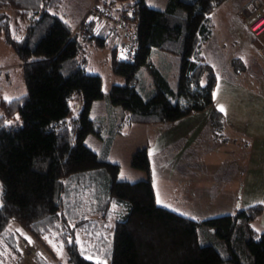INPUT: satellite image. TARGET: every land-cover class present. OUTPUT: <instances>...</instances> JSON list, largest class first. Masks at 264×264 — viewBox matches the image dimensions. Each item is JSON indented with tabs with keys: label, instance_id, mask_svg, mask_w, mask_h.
<instances>
[{
	"label": "trees",
	"instance_id": "trees-1",
	"mask_svg": "<svg viewBox=\"0 0 264 264\" xmlns=\"http://www.w3.org/2000/svg\"><path fill=\"white\" fill-rule=\"evenodd\" d=\"M95 1L115 12L130 8L138 23L136 58L120 60L116 45L110 57L111 68L125 81L115 83L109 97L124 108L118 125L174 121L211 108V123L221 129L223 113L214 100L219 79L204 49L215 32L212 13L226 0H169L165 10L145 0ZM63 3L0 0V33L24 62L27 85L20 96L0 97V233L16 221L35 236L61 232L69 264H104L105 258L110 264H264V230L252 225L264 210L262 203L202 221L188 217L157 203L148 149H138L132 162L149 176L129 181L119 178L120 163L86 143L88 134L104 132L103 121L90 113L93 101L105 93L101 75L88 72L79 55L84 42L106 45L109 32L101 17H93L88 22L92 36L83 41L75 30L88 7L75 26L51 11ZM8 8L23 23L18 38ZM171 47L182 55L177 87L156 68V92L144 97L137 90L140 67L154 49ZM120 205L125 212L119 213ZM99 211L106 219L90 220ZM110 218L117 220L112 235L107 233ZM202 223L216 229L230 256L200 242ZM87 226V238L94 235L96 242L93 258L75 239L76 228Z\"/></svg>",
	"mask_w": 264,
	"mask_h": 264
},
{
	"label": "rangeland",
	"instance_id": "rangeland-1",
	"mask_svg": "<svg viewBox=\"0 0 264 264\" xmlns=\"http://www.w3.org/2000/svg\"><path fill=\"white\" fill-rule=\"evenodd\" d=\"M145 1L151 7L164 10L169 3V0ZM87 2V0H64L60 7L53 8L51 11L71 24H75L80 12L87 7ZM245 2H248L250 6L247 7L248 9L245 8L246 12L247 10L251 12L252 8L259 13L264 10V0H226L212 13L215 32L209 44L212 47L217 43L224 46V48L220 47L221 53L212 51L214 56L212 63L219 68V76H221L214 90L217 100L223 94L222 85L225 81L235 84L242 82L243 77L239 75L241 64L247 75L246 83L250 80V73L260 72L264 67L257 51L264 36H256L246 29L249 21V17H245L247 15L244 13L241 15L243 20L239 17L240 12L243 11V5H246ZM8 11L12 16L13 36L18 38L19 27L23 23L18 22L15 10L8 8ZM125 11L128 14L133 13L130 8ZM238 27L246 29L244 30L246 35L244 34L245 37L242 40L237 36ZM5 38L6 35L0 33V97L10 99L25 93L27 85L23 73L24 62ZM114 44V36H109L104 46H98L93 41L84 42L79 55L81 64L88 72L101 75L105 93L103 98L93 101L90 113V117L103 121L104 132L101 136L94 132L88 134L86 143L100 155L107 156L110 161L120 163L119 178L129 181L142 180L149 176L144 168H138L132 162L135 151L144 147L148 149L151 161L150 175L155 187L157 203L188 217L202 221L215 215L236 213L238 209L246 207L249 201H261L264 204V193L255 191L256 185L251 188L248 182L246 185V181L243 191H241V185L238 186V191H227L228 187L235 185V177L243 178L240 172L246 171L245 164L248 160L245 153L246 147L230 144L228 139L231 137L224 126L220 129L211 123V108L191 112L174 121H156L151 124L135 122L128 125L126 129L118 125L124 108L121 105L111 104L109 97L113 85L123 84L125 81L111 68L110 57L113 48L116 47ZM231 54L242 56L243 59V62L240 61L241 64L233 60L235 69L232 73L228 71ZM181 59L180 48L154 49L149 63L140 67L137 90L146 98L156 92L154 76L156 68L170 81L172 88H176ZM219 132L223 134L217 135ZM202 154L207 162L209 158H217L219 165L217 162L216 164L207 163L202 170L201 163L194 162H197V157ZM182 158L188 159L190 164L186 165ZM254 161L256 162V159ZM2 204L0 182V206ZM113 206L116 209V204ZM117 210L123 213L126 208L120 205V207L117 206ZM17 223V221L11 222L4 235L7 241L11 236H13L11 239H14L16 235L20 236L16 248L18 247L22 252L21 264H68L67 247L56 235L35 236L23 226L20 228ZM252 225L258 231L264 230V210L252 222ZM15 230H17L16 234ZM198 233L202 244L216 246L224 258L230 256L227 243L217 235L215 228L202 223L198 226ZM5 245L9 244L7 242L0 244V248L3 249Z\"/></svg>",
	"mask_w": 264,
	"mask_h": 264
},
{
	"label": "crops",
	"instance_id": "crops-1",
	"mask_svg": "<svg viewBox=\"0 0 264 264\" xmlns=\"http://www.w3.org/2000/svg\"><path fill=\"white\" fill-rule=\"evenodd\" d=\"M87 1H88L87 2L88 5H90L95 0H87ZM245 3L246 5L245 4L243 5L244 6L243 11L240 12L239 17L240 19L243 20V17L241 15L244 13V15H247L245 17H249V20H251L255 18V16L259 12L255 11L256 9L254 10L253 8L251 12H248V10L246 12L245 8L247 7L249 8L250 6H248V2ZM86 8L80 12L79 16L77 17V21L74 24L75 26H77V22L84 15L85 13L84 11L86 10ZM238 29L239 31L237 32V36L242 40V38L245 37L246 35V33H244V30L248 29V27L246 26V29H243L242 27L240 28L238 27ZM248 30L251 34L253 33L250 31V29ZM259 36L261 37L264 36V33ZM211 38L206 43L204 54H206L207 61L214 66L218 79L221 80L220 79L221 76H219V71H220L219 68L216 65H214V63H212V59L214 57L212 51L214 50L216 53H221L220 47L224 48V46H221V43H217L213 47L210 46L209 43L211 41ZM263 45H264V39L257 48L258 53L260 46L262 47ZM241 57L234 56L232 54L230 55L231 60L229 62L230 66L228 69L230 73H232L233 69H235V64L233 63V60L237 59L236 62L241 64V62H243V59ZM262 61L264 63L263 59ZM243 67H244L243 64H241V69L239 73V75L243 77L241 83L235 84L234 82L225 81V83L222 85V89L224 88L223 94L219 97V100H217L214 95L216 108L218 110L220 107L224 108V112H222L223 113L222 126H224L226 132L230 134L231 138L228 137L229 143L232 145H236V147L245 146L246 147L245 153L248 159L245 164V168H246L245 173L243 172V170L240 172L243 178L241 179L240 177L239 179L238 176L235 177L236 178L235 185L228 187L227 191H231V192H235V190L238 191L239 185L242 186L241 191H243L245 189V181H246V185L248 182L251 188H253L254 185H256L255 191L257 192L261 191L262 193H264V67L261 68L260 72L254 71L250 73L249 74L250 80L247 83L245 81L247 75L245 74ZM221 134H223V132L217 133V135L219 136ZM182 159H184L183 161L185 162L186 165L190 164V161L188 159L186 158H182ZM197 159L198 161L197 162L194 161V162L197 164L201 163V169L206 167L207 163L216 164L217 162V165H219V162L216 160L217 158H211V159L209 158V161L207 162V159L203 154L197 157ZM255 159L256 162L254 161ZM259 203L262 202L249 201L248 205L244 208ZM97 219L105 220L106 215L103 214L102 211L101 212L99 211L98 214H95L94 216L93 215L90 216V220H97ZM109 221H110L109 223L110 226L107 228L108 229L107 233L109 235L110 234L112 235L114 233L113 230L117 220L114 221L113 218H110ZM17 224L18 226H20V228H22L21 227L22 225H20L19 223ZM89 229L90 227L88 226L86 227V230H82L80 229V227H77L75 231L76 234L75 239L80 249L83 251V253H87L86 257L93 258L94 257L93 249L96 246L95 245L96 242L94 241V235H91L90 239L87 238L89 236V233H87L88 231H90ZM17 230H15V234ZM6 232L7 230L4 233H0V244H4L5 242L9 244V245H5L4 247L7 250H5L4 248L3 249L0 248V264H21L22 252L20 249H18V247L16 248L17 240H20V236L16 235L14 236L15 237L14 239H11L13 237L11 236V238L8 239L7 241V237L5 236ZM51 234L56 235V237L62 240L66 246L65 238L63 235H61V232L58 233L55 232ZM51 234H47V235H51ZM17 250H19V252H17ZM67 258L69 264L68 251H67ZM103 260H104V264H110V258H105Z\"/></svg>",
	"mask_w": 264,
	"mask_h": 264
},
{
	"label": "built area",
	"instance_id": "built-area-1",
	"mask_svg": "<svg viewBox=\"0 0 264 264\" xmlns=\"http://www.w3.org/2000/svg\"><path fill=\"white\" fill-rule=\"evenodd\" d=\"M115 13H117L115 15ZM135 13L127 14L115 12L102 8L97 1L92 2L86 11L82 22L77 26L75 33H79L83 41H87L92 35L88 30V22L93 17L102 18L106 23L104 26L109 32V36H114V42L118 47V58L123 61H132L136 58L138 49V23L134 19ZM85 25H84V24ZM248 29L256 36H259L264 31V10L258 13L255 18L247 22ZM79 30V31H78ZM261 58L264 60V45L259 48Z\"/></svg>",
	"mask_w": 264,
	"mask_h": 264
},
{
	"label": "snow or ice",
	"instance_id": "snow-or-ice-1",
	"mask_svg": "<svg viewBox=\"0 0 264 264\" xmlns=\"http://www.w3.org/2000/svg\"><path fill=\"white\" fill-rule=\"evenodd\" d=\"M214 95H215V94H214ZM219 110H220L221 112H224V108H223V107H220ZM150 154H151V153H150ZM26 239H30V238H27V237H26ZM98 264H99V262H98Z\"/></svg>",
	"mask_w": 264,
	"mask_h": 264
},
{
	"label": "water",
	"instance_id": "water-1",
	"mask_svg": "<svg viewBox=\"0 0 264 264\" xmlns=\"http://www.w3.org/2000/svg\"><path fill=\"white\" fill-rule=\"evenodd\" d=\"M240 208V207H239Z\"/></svg>",
	"mask_w": 264,
	"mask_h": 264
}]
</instances>
